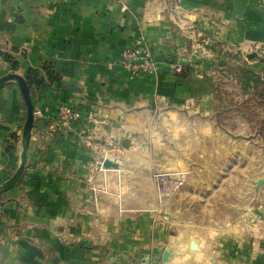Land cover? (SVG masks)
I'll return each instance as SVG.
<instances>
[{"label": "crops", "instance_id": "0c3cea01", "mask_svg": "<svg viewBox=\"0 0 264 264\" xmlns=\"http://www.w3.org/2000/svg\"><path fill=\"white\" fill-rule=\"evenodd\" d=\"M122 1L126 11L117 0H0V78H25L45 63L60 77L31 92L35 121L26 167L0 194V264H162L169 221L154 203L140 205L131 196L153 191L141 170L147 159L126 149L120 168L100 169L87 140L97 145L108 137L123 146L126 138L135 143L144 122L159 113H212L213 48L264 45V0ZM141 36L158 75L108 67ZM63 104L84 117L94 113L103 129L59 127ZM26 118L19 83H3L0 185L20 164ZM212 243L216 264H264L263 222L246 231L229 227Z\"/></svg>", "mask_w": 264, "mask_h": 264}, {"label": "rangeland", "instance_id": "374dc122", "mask_svg": "<svg viewBox=\"0 0 264 264\" xmlns=\"http://www.w3.org/2000/svg\"><path fill=\"white\" fill-rule=\"evenodd\" d=\"M211 61L212 113H159L144 122L129 148L116 141L122 154L132 150L147 159L141 170L153 191L127 192L140 205L154 203L169 221L171 242L159 257L162 264H216L217 235L264 223L258 213L264 211V45L248 51L217 46ZM245 72L260 79L248 84ZM185 166L187 172L181 171ZM192 240L201 243L199 250L190 249ZM167 250L172 255L164 263Z\"/></svg>", "mask_w": 264, "mask_h": 264}, {"label": "built area", "instance_id": "2783aa9c", "mask_svg": "<svg viewBox=\"0 0 264 264\" xmlns=\"http://www.w3.org/2000/svg\"><path fill=\"white\" fill-rule=\"evenodd\" d=\"M122 3V9L126 11L128 7L123 3L122 0H117ZM240 49L236 45H228L224 49ZM120 66L133 75L146 74V75H158V64L154 57L150 47L145 41L144 37L141 36L136 40V44L133 47L125 48L120 58L117 60H111L108 62L109 68H115ZM58 125L61 128L71 127L76 123H83L85 126L94 124V128L103 129L105 121H99L94 113H89L86 117L83 116L81 111L71 105L63 104L58 109L57 115ZM108 138V137H107ZM105 139L103 144L94 145L92 142L87 140V144L97 151L98 158L96 163L100 169L103 167L104 160L106 158H121L122 146L112 139ZM168 173L162 174L167 176ZM159 174L158 176H160Z\"/></svg>", "mask_w": 264, "mask_h": 264}, {"label": "water", "instance_id": "95a60500", "mask_svg": "<svg viewBox=\"0 0 264 264\" xmlns=\"http://www.w3.org/2000/svg\"><path fill=\"white\" fill-rule=\"evenodd\" d=\"M255 56H258L257 54H254ZM254 55H250L251 58H253ZM9 80H17L19 83L26 105H27V118L26 122L24 124V131H23V147H22V154H21V161L20 164L16 170V172L13 174V176L4 182L2 185H0V194L6 190L14 186L19 180L21 179L25 167H26V161H27V155H28V149H29V142L31 137V130L34 126L35 121V108L32 100V96L29 90V87L27 85V82L25 78L17 73H9L7 75H4L0 78V86L9 81ZM123 146L125 148L130 147V141L129 139L123 140ZM121 160L122 158H106L103 163V167L105 169H118L121 166ZM190 249L191 250H199L200 245L197 241L192 240L190 243ZM172 253L171 251L167 250L165 251L163 255V262L167 263L170 260Z\"/></svg>", "mask_w": 264, "mask_h": 264}, {"label": "trees", "instance_id": "16d2710c", "mask_svg": "<svg viewBox=\"0 0 264 264\" xmlns=\"http://www.w3.org/2000/svg\"><path fill=\"white\" fill-rule=\"evenodd\" d=\"M5 58L12 64L14 69L17 68L18 62L15 61L11 55L5 54ZM245 73H247L245 81L248 84L256 82L260 79V77L253 72ZM25 80L31 93L33 90L41 88L47 80L50 82L59 81L60 77L53 71L52 63H45L40 68L31 67L25 77ZM12 137L16 140L18 139L16 134H12ZM8 149H11V147H9Z\"/></svg>", "mask_w": 264, "mask_h": 264}]
</instances>
